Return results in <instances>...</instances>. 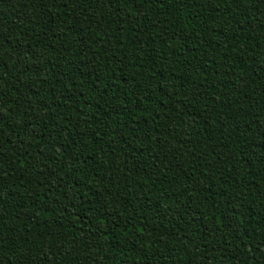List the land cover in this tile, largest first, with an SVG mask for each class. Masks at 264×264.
I'll return each instance as SVG.
<instances>
[{"label":"trees","instance_id":"obj_1","mask_svg":"<svg viewBox=\"0 0 264 264\" xmlns=\"http://www.w3.org/2000/svg\"><path fill=\"white\" fill-rule=\"evenodd\" d=\"M0 264H264V0H0Z\"/></svg>","mask_w":264,"mask_h":264}]
</instances>
